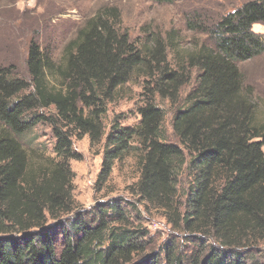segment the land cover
<instances>
[{"label": "trees", "instance_id": "trees-1", "mask_svg": "<svg viewBox=\"0 0 264 264\" xmlns=\"http://www.w3.org/2000/svg\"><path fill=\"white\" fill-rule=\"evenodd\" d=\"M257 24L264 25V0L222 18L212 48L189 56L188 65L199 74L187 95L189 107L172 118L177 145L161 141L164 113L150 102L139 110V126L117 131L107 153L103 176L128 142L138 139L147 148L137 190L158 208H171L160 195L177 194L181 175L189 173L183 213L176 220L195 249L187 257L173 243L152 254L147 234L130 229V212L116 203L76 212L66 225L55 224L57 243L46 223L76 211L68 164L75 156L58 120L33 114L53 107L60 121L95 139L101 92L125 85L142 69L152 79L151 92L162 99L176 95L190 80L169 70L164 46L156 42L148 59L114 23L98 15L66 46L63 67L55 68L32 42L26 62L30 82L13 77V69H0V264H130L147 251L152 253L141 264H262L253 256L264 245V125L256 122L237 66L264 53V36L252 32ZM54 72L67 81V93L47 86ZM78 104L92 110L84 116ZM40 123L53 128V153L60 161H51L35 177L28 173L20 138ZM201 238L212 239L217 248Z\"/></svg>", "mask_w": 264, "mask_h": 264}, {"label": "rangeland", "instance_id": "rangeland-1", "mask_svg": "<svg viewBox=\"0 0 264 264\" xmlns=\"http://www.w3.org/2000/svg\"><path fill=\"white\" fill-rule=\"evenodd\" d=\"M252 1L255 0H174L167 4L157 0H0V69H13L16 79L30 82L26 62L32 42L39 46L55 68L63 67L66 46L87 21L98 15L114 23L119 33L126 34L135 49L148 59L156 42L162 44L169 70L190 78L176 95L164 99L151 92L152 79L143 69L125 85L101 92L100 106L97 107L102 111L98 118L100 131L95 139L89 134L83 135L72 124L60 121L53 107L33 113L58 120L57 127L71 137V150L75 156L68 164L73 174L76 211L61 215L57 221L48 219L46 223V228H53L57 243L60 231L55 224L66 225L75 219L76 212L116 203L130 212L129 228L147 234L146 240L150 241L153 251H147L142 257L134 256L130 264H141L150 253L161 254L165 245L170 243L176 244L184 257L195 250L187 245L190 236L176 221L178 212L183 213L184 209V194L190 181L188 172L181 175L177 194L168 198L160 195L161 201L171 202V208L164 209L147 203L138 195L137 184L147 153V148L138 139L128 142L126 151L112 160L107 176H103V169L116 132L137 128L139 110L147 103L153 102L164 113L161 141L178 144L171 128L172 118L189 107L187 95L195 88L199 74L196 68L188 65L189 56L204 48L211 49L212 35L221 19ZM252 32L264 36V25L252 26ZM237 66L244 95L255 109L256 122L264 125V53ZM62 80L54 72L52 76L48 75L47 86L53 92L65 94L68 85ZM78 105L84 116L92 110ZM20 141L27 153L30 175H42L43 170L53 164L51 161H60L53 153L56 140L50 124L40 123ZM201 240L217 248L212 239ZM254 254L253 257L264 264V245H259Z\"/></svg>", "mask_w": 264, "mask_h": 264}]
</instances>
